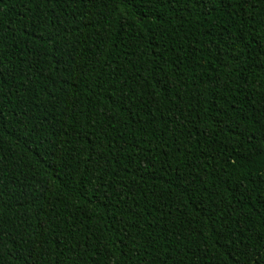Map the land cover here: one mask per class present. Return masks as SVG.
<instances>
[{
  "label": "trees",
  "instance_id": "obj_1",
  "mask_svg": "<svg viewBox=\"0 0 264 264\" xmlns=\"http://www.w3.org/2000/svg\"><path fill=\"white\" fill-rule=\"evenodd\" d=\"M0 68V264L264 256V0H0Z\"/></svg>",
  "mask_w": 264,
  "mask_h": 264
},
{
  "label": "snow or ice",
  "instance_id": "obj_2",
  "mask_svg": "<svg viewBox=\"0 0 264 264\" xmlns=\"http://www.w3.org/2000/svg\"><path fill=\"white\" fill-rule=\"evenodd\" d=\"M202 3L205 4V5H207V4L212 3V0H202ZM3 75H4V73H3V69L0 68V78H2ZM86 159H87V158H86ZM88 162L91 163V160H88ZM3 207H4V204H3L2 201H0V209H2ZM0 219H2V216H0ZM47 228H48L47 223H41V225H40V232H41V234H42L44 231H46ZM222 239L224 240V243H229V242H230V241L227 240L226 238H223V237H222ZM260 239H261L262 241H264V236H261ZM36 240H37V245H36V247H37L38 249H41V250H42V249H43V246L39 243L40 236H37V237H36ZM45 243H46V238H45ZM44 255H47V253L45 252ZM244 255L247 256L248 253H247V252H244ZM260 259H264V256H259V254H258V256H257L256 258L253 259L252 264H258V262H259ZM25 264H27V261H25ZM34 264H40L39 253H38L37 259L34 261ZM237 264H239V256H237Z\"/></svg>",
  "mask_w": 264,
  "mask_h": 264
}]
</instances>
